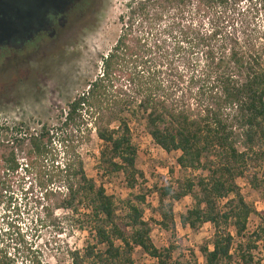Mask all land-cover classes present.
I'll return each instance as SVG.
<instances>
[{"label": "trees", "instance_id": "trees-1", "mask_svg": "<svg viewBox=\"0 0 264 264\" xmlns=\"http://www.w3.org/2000/svg\"><path fill=\"white\" fill-rule=\"evenodd\" d=\"M262 13L264 0H130L117 18L119 35L99 59L98 75L65 105L57 126L32 133L5 129L0 192L22 172L34 179L46 212L53 198H59L58 210L75 214L81 208L91 243L69 252L70 264H133L134 250L155 264H180L170 262L171 249H155L149 234L152 222L173 233V204L186 197L192 206L179 216L180 228L213 230L198 249L203 264H259L253 252L257 243L264 245V210L254 213L236 180L264 142V32L252 27ZM118 91L129 96L124 100ZM132 121L164 154L178 153V171L202 174L152 187L157 221L143 220L141 193L123 202L118 217L113 198L86 178L76 151L93 131L101 143L98 170L120 175L124 187L135 190L142 175L135 167ZM249 186L264 206V170L252 175ZM252 215L258 224L248 237ZM0 264L43 262L18 233L10 239L3 231Z\"/></svg>", "mask_w": 264, "mask_h": 264}, {"label": "rangeland", "instance_id": "rangeland-1", "mask_svg": "<svg viewBox=\"0 0 264 264\" xmlns=\"http://www.w3.org/2000/svg\"><path fill=\"white\" fill-rule=\"evenodd\" d=\"M129 2L103 0L97 25L87 34L62 36L56 41L47 39L42 49L26 47L16 53L14 60L0 63V140L9 137L5 129L19 130L21 127V131L32 133L41 125L57 126L58 114L65 109V105L85 91L86 85L98 75L99 59L108 52L119 35L117 18L125 12V5ZM254 26L264 32L263 13L254 20ZM261 43L264 45V37ZM8 58L12 59L11 56ZM118 94L124 100L125 95L129 96L125 91L124 94L118 91ZM129 131L136 149L135 167L142 175L133 191L124 187L120 175L106 177L98 170L101 143L93 131H90L85 142L80 140L81 145L76 151L82 160L86 178L96 187L101 186L104 193L113 198L118 217L124 214L123 202L141 193L145 198L143 220L157 221L155 196L150 194L152 187L160 188L174 179L195 178L202 174L178 171L174 164L178 153L167 155L155 147L144 135L141 123L130 122ZM257 150L255 161L247 163L244 177L236 180L243 201L255 214L263 211L264 206L260 194L250 188L249 180L252 175L258 176L264 170V142L259 144ZM15 154L22 164V154L17 151ZM169 169H172L171 175L168 174ZM34 182L30 176H23L19 172L12 177L4 192H0V232H6L10 239L18 233L26 245L38 253L43 264H70L68 253L81 251L86 242L91 243L81 217L82 210L78 208L75 214L58 210L55 204L59 198H53L46 212L45 202L40 199L41 194ZM53 186L57 187V183ZM191 206L189 197L173 204V233L163 232L155 222L150 224L149 239L153 247L158 250L171 249V263L203 264L198 249L208 243L213 230L209 225H203L196 232L180 228L179 216ZM257 224L256 216H250L245 236L249 237ZM82 227L84 229L80 230ZM227 232L235 244L237 239L233 231L227 229ZM10 245L13 247L12 243ZM256 247L253 259L264 264V245L257 243ZM131 257L133 264H155L138 250H134ZM17 263H20V259Z\"/></svg>", "mask_w": 264, "mask_h": 264}, {"label": "flooded vegetation", "instance_id": "flooded-vegetation-1", "mask_svg": "<svg viewBox=\"0 0 264 264\" xmlns=\"http://www.w3.org/2000/svg\"><path fill=\"white\" fill-rule=\"evenodd\" d=\"M102 9L103 0H0V63L47 39L87 34Z\"/></svg>", "mask_w": 264, "mask_h": 264}, {"label": "built area", "instance_id": "built-area-1", "mask_svg": "<svg viewBox=\"0 0 264 264\" xmlns=\"http://www.w3.org/2000/svg\"><path fill=\"white\" fill-rule=\"evenodd\" d=\"M161 151V150H160Z\"/></svg>", "mask_w": 264, "mask_h": 264}]
</instances>
